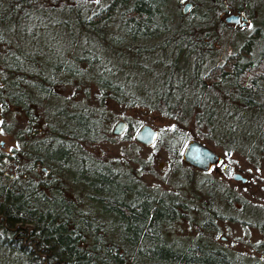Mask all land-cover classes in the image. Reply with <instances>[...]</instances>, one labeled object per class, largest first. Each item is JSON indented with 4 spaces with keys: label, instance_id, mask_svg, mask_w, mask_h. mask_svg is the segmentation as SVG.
<instances>
[{
    "label": "trees",
    "instance_id": "1",
    "mask_svg": "<svg viewBox=\"0 0 264 264\" xmlns=\"http://www.w3.org/2000/svg\"><path fill=\"white\" fill-rule=\"evenodd\" d=\"M102 2L91 11L81 1L0 0V118L10 122L0 127L26 152L0 153V264H233L204 241L170 244L161 228L182 217L180 210H190L204 215V233L215 232L214 221H221L251 226L263 237L264 218L246 221L229 213L235 203L245 208V200L221 187L212 190L218 185L209 178L200 183L205 206L190 208L187 200L158 193L138 172L131 177L93 149H119L115 140L142 146L133 141L141 125L136 117H125L123 132L111 134L110 104L121 116L140 110L167 121L145 146H154L147 161L157 150L167 161L182 163L184 144L196 140L223 159L238 157L264 172V15L247 35L229 30L242 40L213 64L210 52L224 21L175 25L171 33L167 0ZM216 2L230 7V0ZM237 11L254 24L250 8ZM209 26L218 33L190 34ZM143 76L148 83H141ZM36 121L43 137L27 141L39 133L32 127ZM24 157L25 167L19 164ZM6 167L13 170L10 177ZM76 183L86 189L85 202L66 195ZM83 202L96 217L79 210ZM251 249L263 256L264 242Z\"/></svg>",
    "mask_w": 264,
    "mask_h": 264
},
{
    "label": "rangeland",
    "instance_id": "2",
    "mask_svg": "<svg viewBox=\"0 0 264 264\" xmlns=\"http://www.w3.org/2000/svg\"><path fill=\"white\" fill-rule=\"evenodd\" d=\"M66 2L81 1L86 5H90V10H98L103 6L102 0H65ZM167 0L164 13L166 15V23L169 25L167 28L168 32L173 33L171 27L175 25H186L194 26L200 24H210L211 22L215 23L217 20L223 23L224 17L236 14L243 18H246L247 13L244 11V15L238 14L237 7H240L241 10L247 6L252 11V19L254 24L246 22L243 25H234V24H224V28L221 30V38H218L216 43L212 45V59L213 64H218L222 61V58L227 56L229 53L235 50L238 46L237 44L242 40L241 37L230 32L233 29H244L245 35L249 34L253 28L257 26V23L260 21L262 15H264V0H230V7L226 5L227 8L223 9L216 0ZM247 2V4H246ZM79 3V4H81ZM185 3L190 4L189 8L185 14L181 13V8ZM200 17V18H199ZM230 30V31H229ZM108 31L113 33L114 29L112 27L108 28ZM193 36L199 34L200 32H207L211 34H217V28L214 26H209L207 29L203 30H191ZM117 33V32H116ZM237 45V46H236ZM101 48V47H100ZM211 63V62H210ZM149 79L145 76L141 78V83H148ZM92 87L89 88L88 99L92 97ZM75 100L78 97L74 98ZM87 99V100H88ZM55 100L48 101L47 105L53 106ZM72 104L75 102H71ZM108 109L113 112L112 118L109 122V129L117 121H123L125 123V117L134 118L136 117L140 124L149 125L152 129L158 130L166 127L168 124L165 119L157 116L154 113H145L140 110H133L131 113H124L123 116L120 115V110L116 107L108 104ZM16 113V109L12 110ZM10 118L18 119L19 116L14 114H9ZM22 117V116H20ZM3 121L4 125H10L9 119L5 116L0 122ZM38 124H33V129L36 132H39L40 121H36ZM140 125V126H141ZM123 132V131H122ZM35 137L28 138L27 141L34 139H39L43 137L42 132L35 133ZM29 143V142H28ZM119 149L113 148V146L102 145L101 147H95L93 150L96 151L97 155L103 153L105 158L112 160V162L125 170L131 177H135L138 172L139 180L146 186L152 187L158 193L168 192L169 196H174V198L187 200V206L193 209L201 208L200 206H205L201 204L200 201L202 198H205L203 188L200 187V183L203 180L213 178L215 184L212 190L218 191L217 188H224L227 192H233L235 196L239 199L245 200L247 202L245 208H241L238 203L232 204L233 208L229 210V213L233 216L239 217L241 220L250 221V216L254 220L260 222L264 218V172L262 169L255 171V168L247 165L242 159L238 157L231 156L229 159H223L221 152L215 150L211 147L214 152L220 156V161L215 169H211L209 172L200 173L196 171L185 172L184 165L182 163L176 164L173 161H167L163 158L160 151L155 152L153 157L147 161V155L152 148L154 147H145V146H126L120 144L119 141L115 140ZM206 145V144H205ZM23 151V147L20 146V143L13 138L11 132H5L0 127V153L6 155L10 154L11 150ZM21 149V150H20ZM157 149V148H155ZM121 151L122 155L118 153ZM22 154H26L25 150ZM22 154L18 156L22 157ZM149 156V155H148ZM26 157L20 159L19 164L23 167L27 166L28 162ZM144 163V168L139 167V162ZM147 166V167H146ZM180 166V167H178ZM147 170L148 173L144 171ZM4 172L12 173L11 168L6 167ZM38 172V169L36 170ZM46 172V170H44ZM42 171L41 174L44 173ZM150 172V173H149ZM39 173V172H38ZM227 173V177L225 176ZM232 173H238L245 178L243 184L239 182L232 181L230 175ZM150 174V175H149ZM43 176V175H42ZM190 178V179H188ZM66 194L68 197H75L85 202L84 195L86 189L82 188L79 183H76L74 187H68ZM176 195V196H175ZM194 196H199L200 198L194 202H190ZM79 204V210L84 214H92L96 217L95 209L93 206H90L89 203ZM216 206L215 204H213ZM220 207L225 208L224 205L219 204ZM213 206V207H214ZM223 210H221L222 212ZM240 211V213H238ZM180 215L182 217L178 218L170 224H165L161 228L162 238L170 244L176 245H189L192 241H204L206 244H210L212 247L219 248L226 252L233 264H240L241 262L248 261L249 259L258 260L261 264H264V255L260 256L258 253L252 251L251 246L259 242H264V236L262 237L257 231L254 230L251 226L239 227L235 224L228 222L214 221L216 231L210 233H204L199 229V225L204 218L202 213L196 214L195 211L190 210H180ZM261 212V213H260ZM89 216V215H88ZM103 219H106L105 215H102ZM238 219V218H237ZM99 220H101L99 218ZM252 221V220H251Z\"/></svg>",
    "mask_w": 264,
    "mask_h": 264
},
{
    "label": "water",
    "instance_id": "3",
    "mask_svg": "<svg viewBox=\"0 0 264 264\" xmlns=\"http://www.w3.org/2000/svg\"><path fill=\"white\" fill-rule=\"evenodd\" d=\"M180 2H184V0ZM189 6L190 4L185 3L181 8V13L185 14ZM223 21L228 24L243 25L247 22V19L236 14H231L224 17ZM124 128L125 123L123 121H117L111 128V134L119 135ZM156 137L157 131L152 129L149 125L143 124L134 133L133 141L138 145L150 146L155 141ZM179 158L184 165L203 173L215 169L220 161V156L216 152L204 143L196 140L186 141L179 153ZM42 170L44 169L42 168ZM230 179L241 184L245 182V178L238 173H232Z\"/></svg>",
    "mask_w": 264,
    "mask_h": 264
},
{
    "label": "flooded vegetation",
    "instance_id": "4",
    "mask_svg": "<svg viewBox=\"0 0 264 264\" xmlns=\"http://www.w3.org/2000/svg\"><path fill=\"white\" fill-rule=\"evenodd\" d=\"M41 171H43V172H44V170H42V169H41ZM44 173H46V172H44ZM42 175H43V174H42ZM8 176H11V174H9Z\"/></svg>",
    "mask_w": 264,
    "mask_h": 264
},
{
    "label": "bare ground",
    "instance_id": "5",
    "mask_svg": "<svg viewBox=\"0 0 264 264\" xmlns=\"http://www.w3.org/2000/svg\"><path fill=\"white\" fill-rule=\"evenodd\" d=\"M13 176V175H12ZM10 177V176H9Z\"/></svg>",
    "mask_w": 264,
    "mask_h": 264
}]
</instances>
